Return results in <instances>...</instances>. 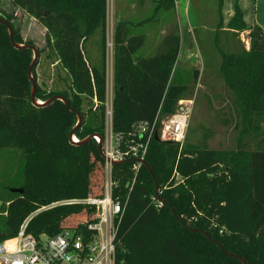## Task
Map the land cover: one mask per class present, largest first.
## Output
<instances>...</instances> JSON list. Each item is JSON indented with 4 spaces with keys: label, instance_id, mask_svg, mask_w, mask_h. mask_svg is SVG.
Listing matches in <instances>:
<instances>
[{
    "label": "trees",
    "instance_id": "obj_1",
    "mask_svg": "<svg viewBox=\"0 0 264 264\" xmlns=\"http://www.w3.org/2000/svg\"><path fill=\"white\" fill-rule=\"evenodd\" d=\"M10 1L46 30L45 48L36 46L39 57L32 66L35 97L45 103L32 100L34 43L14 24V12L0 10L14 41L24 45L15 46L0 21V150H7L4 158L18 159L0 165V242L17 235L24 223L37 238L63 228L85 229L94 208L68 201L100 196L104 184L97 142L82 141L104 134L106 127L107 0ZM154 1V12L176 6L174 0ZM224 2L218 0L219 28L224 25ZM131 26L127 20L116 24L113 45V128L125 139L134 123L174 113L199 78L197 69L182 74L175 69L178 33L166 35L157 54L135 57L145 35H132ZM226 27L237 34L249 30V49L240 52L223 49L215 35L218 71L237 112L238 146L214 149L152 136L145 156L152 173L142 165L130 192L117 264H243L227 253L247 264H264V29L245 20L239 0ZM96 33L103 51L99 63L92 64L85 46ZM45 50L68 75L63 89H47L38 81ZM53 96L67 99L71 107L59 99L47 104ZM71 108L83 117L75 130L78 116ZM71 133L80 141H71ZM249 136L253 148L246 143ZM132 164L127 160L113 166L122 193L132 180ZM156 186L164 201L159 207L153 199Z\"/></svg>",
    "mask_w": 264,
    "mask_h": 264
},
{
    "label": "rangeland",
    "instance_id": "obj_2",
    "mask_svg": "<svg viewBox=\"0 0 264 264\" xmlns=\"http://www.w3.org/2000/svg\"><path fill=\"white\" fill-rule=\"evenodd\" d=\"M222 10L224 25L218 27V0H180L175 2L172 10L155 9L154 0H113L108 2L109 22L116 24L123 18H131L132 34L146 36L145 43L138 49L135 57L151 56L160 51L162 32H177L181 37V46L175 69L179 74L189 72L195 67L206 68L202 77L192 84V94L184 99L193 100L186 142L205 144L214 149H235L238 146V131L235 128L237 112L232 93L226 88L218 66L220 53L215 44V35L219 36L220 45L228 52H240L249 49V30L240 33L226 29V24L233 13V0H225ZM246 19L264 28V0H240ZM177 9V10H176ZM0 10L14 12V24L20 28L26 40H32L35 46L45 48L44 26L23 9L13 7L10 0H0ZM176 10V11H175ZM219 29V30H218ZM108 33V32H107ZM105 36L106 61H111L113 50ZM94 37H96L94 39ZM93 38V39H92ZM91 38L90 55L97 57L99 63L103 48L100 35ZM110 43V40H109ZM87 51V48H86ZM87 53V52H86ZM41 65L38 66V81L47 89H63L68 78L55 56L49 58L45 50L41 54ZM91 62V61H90ZM89 115V114H88ZM89 116L86 121H88ZM253 148L252 136L246 140ZM0 150V165L18 163V159L4 158ZM98 175L94 171L93 176ZM2 201L0 200V207Z\"/></svg>",
    "mask_w": 264,
    "mask_h": 264
},
{
    "label": "built area",
    "instance_id": "obj_3",
    "mask_svg": "<svg viewBox=\"0 0 264 264\" xmlns=\"http://www.w3.org/2000/svg\"><path fill=\"white\" fill-rule=\"evenodd\" d=\"M109 1L113 0H107L106 34L108 36V33H111L107 40L113 50L115 27L112 20L109 22L108 19ZM193 102L191 99H180L174 113L166 116L158 113L152 121L134 123L131 138L125 139L113 128L112 55L111 61H106V127L104 134L95 133L93 136L97 144L100 143L102 147L101 156L104 160L102 194L68 201L80 202L84 206L94 208L90 222L82 230L63 228L56 235L43 234L39 238L28 233L24 223L17 235L0 242V264H117L116 249L121 221L139 169L144 165L143 160H146L150 139L158 135L160 140L175 141L182 145L186 140ZM95 105L94 108L98 106L96 99ZM73 136V142L80 141L75 135ZM127 160H133L131 168L133 177L127 185V193H122L114 179L113 166ZM153 199L157 207L164 204L160 193Z\"/></svg>",
    "mask_w": 264,
    "mask_h": 264
},
{
    "label": "water",
    "instance_id": "obj_4",
    "mask_svg": "<svg viewBox=\"0 0 264 264\" xmlns=\"http://www.w3.org/2000/svg\"><path fill=\"white\" fill-rule=\"evenodd\" d=\"M0 21H2L3 23H5V24L7 25V27H8V32H9V34H10V37H11V40H12L13 44H14L15 46H17V47H24V45L19 44V43H17V42L14 41V39H13V30H12V27L8 24V22H6L5 20H3L1 17H0ZM31 49L33 50V54H34V56H33V63H32V65L30 66V69H29V77H30V79H31V81H32V100H33V102H34L35 104H37V105H41V104H44L45 102H44V103H38V101H37V99H36V97H35L37 83H36V81L34 80L33 75H32V66H33V64L37 61V59H38V57H39V52H38L36 46H34V45L31 46ZM56 99H59V100L63 101L68 107H71L69 101H68L67 99H64V98L61 97V96H53V97H51L50 99H48V100L46 101V103L48 104V103H50V102L55 101ZM71 109H72V111L76 112V113H77V116H78V123H77L76 127H74V129H73V130H75V129L80 125V123H81L83 117H82V115H81L78 111L74 110L73 108H71ZM73 134H74V133H71V137H70L71 141H72V136H73ZM94 134H95V133L90 134V135L87 136L82 142L92 140ZM155 139H159L158 135H155ZM159 140H160V139H159ZM98 151H99L100 155H102V147H101V144H100V143L98 144ZM143 164L147 167V169L149 170V172L152 173V169H151L149 163H148L146 160H143ZM12 191H13V192H22V189H12ZM156 194L159 195V187H158V186H156ZM173 213L176 214L174 210H173ZM193 230H194V231H197L198 229H193ZM203 232H204V231H203ZM204 233H205L207 236H209V234H207L206 232H204ZM227 254H228V255H231V256H234V257H238V258L242 261L243 264H247L246 261H245L242 257H240V256H238V255H235V254H231V253H227Z\"/></svg>",
    "mask_w": 264,
    "mask_h": 264
},
{
    "label": "crops",
    "instance_id": "obj_5",
    "mask_svg": "<svg viewBox=\"0 0 264 264\" xmlns=\"http://www.w3.org/2000/svg\"><path fill=\"white\" fill-rule=\"evenodd\" d=\"M235 1L236 0H233V11H234V3H235ZM226 2V1H225ZM225 2H224V4H225ZM239 4H240V6L243 8L244 6H243V3H241V1L239 0ZM225 6V5H224ZM224 8V7H223ZM244 9V8H243ZM177 10V9H176ZM175 10V11H176ZM233 14V13H232ZM232 16V15H231ZM219 18H220V16H219ZM244 18H245V20L248 22V23H250L247 19H246V16H245V13H244ZM131 18H123V19H121L120 21H122V20H127V21H130V22H132L131 20H130ZM219 21H220V19H219ZM219 21H218V23H219ZM133 23L134 22H132V26H133ZM252 23H255V22H251V24ZM256 24V23H255ZM218 25V24H217ZM256 25H258V24H256ZM132 26H131V28H132ZM259 26V25H258ZM260 27H262V26H260ZM263 28V27H262ZM228 30V28H225V30ZM264 29V28H263ZM219 30V29H218ZM248 31V30H247ZM131 33H132V29H131ZM172 33H177V32H162V37L160 38L161 39V41H159L158 43H160V45H161V42H162V40H163V38L166 36V35H168V34H172ZM249 33V32H248ZM133 35V34H132ZM144 35V34H143ZM181 37V36H180ZM96 37H94V39H95ZM93 39V38H92ZM145 40H146V36H145ZM249 41V40H248ZM145 43V42H144ZM90 45H91V38L90 39H88L87 40V42H86V46H85V50H86V48H87V57H88V59H89V61H91V63L92 64H95L96 62H97V57L95 56V55H90V51H89V47H90ZM180 46H181V44H180ZM152 56V55H151ZM101 58V57H100ZM220 64V63H219ZM194 69H197V70H199V77H202V75H203V73H204V71H206V68H203V69H199V68H194Z\"/></svg>",
    "mask_w": 264,
    "mask_h": 264
},
{
    "label": "bare ground",
    "instance_id": "obj_6",
    "mask_svg": "<svg viewBox=\"0 0 264 264\" xmlns=\"http://www.w3.org/2000/svg\"><path fill=\"white\" fill-rule=\"evenodd\" d=\"M38 101V103H42V101L41 100H37ZM74 137V136H73Z\"/></svg>",
    "mask_w": 264,
    "mask_h": 264
}]
</instances>
